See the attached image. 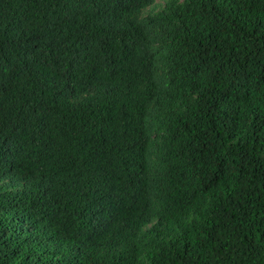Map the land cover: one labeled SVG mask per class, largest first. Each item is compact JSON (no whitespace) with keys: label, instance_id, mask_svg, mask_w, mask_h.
Masks as SVG:
<instances>
[{"label":"trees","instance_id":"trees-1","mask_svg":"<svg viewBox=\"0 0 264 264\" xmlns=\"http://www.w3.org/2000/svg\"><path fill=\"white\" fill-rule=\"evenodd\" d=\"M0 264H264V0H0Z\"/></svg>","mask_w":264,"mask_h":264},{"label":"rangeland","instance_id":"rangeland-1","mask_svg":"<svg viewBox=\"0 0 264 264\" xmlns=\"http://www.w3.org/2000/svg\"><path fill=\"white\" fill-rule=\"evenodd\" d=\"M158 1H160V0H158Z\"/></svg>","mask_w":264,"mask_h":264}]
</instances>
